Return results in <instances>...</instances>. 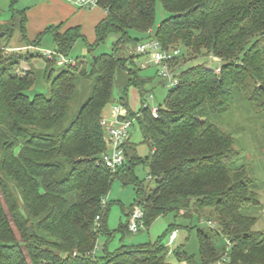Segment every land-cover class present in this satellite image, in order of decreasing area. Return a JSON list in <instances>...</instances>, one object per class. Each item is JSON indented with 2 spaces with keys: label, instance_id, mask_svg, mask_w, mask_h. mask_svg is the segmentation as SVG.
<instances>
[{
  "label": "trees",
  "instance_id": "trees-1",
  "mask_svg": "<svg viewBox=\"0 0 264 264\" xmlns=\"http://www.w3.org/2000/svg\"><path fill=\"white\" fill-rule=\"evenodd\" d=\"M97 2L105 17L95 27L89 51L110 35H118L114 48L94 57L89 72L81 69L79 60L63 65L47 97L26 96L35 76L20 72V67L30 55L5 52L7 32L0 29V264H167L161 242L121 246L114 253L97 256L98 236L106 233L108 211L107 202L104 209L101 202L116 178L135 184L132 207L142 209L143 228L170 214L200 220L209 211L207 220L216 223L211 230L229 243L219 251L211 236L198 230L201 264L224 260L226 264H264V233L253 230L256 219L245 213L260 205L257 186L248 167L237 164L239 154L231 134L217 126L235 99L256 115H264V0ZM157 3L168 16L153 37L163 50L179 51L171 63L178 84L168 90L153 118L143 109L144 97H150L143 91L148 81L138 76L147 66L135 65L137 56L117 52L125 42L133 41L136 48L150 38ZM59 29L47 28L32 43L39 45L44 34L53 36L58 55L45 59L50 72L53 65L58 66L55 58L67 56L82 37L78 27L63 33ZM131 32L144 37L132 40ZM198 57L219 61L220 72L204 63L181 69ZM117 75L127 79L125 94L131 85L140 92L142 108L135 122L150 147L146 163L148 176L155 182L153 189L145 190L131 175L140 160L134 145L128 143L130 135L123 167L113 173L97 164L108 149L99 122L113 105ZM79 82L85 87L82 93L90 92L70 118ZM120 104L128 110V118L136 115L126 101ZM176 227L172 224L171 232ZM118 231H128V222ZM176 255L195 264L178 251Z\"/></svg>",
  "mask_w": 264,
  "mask_h": 264
},
{
  "label": "rangeland",
  "instance_id": "rangeland-1",
  "mask_svg": "<svg viewBox=\"0 0 264 264\" xmlns=\"http://www.w3.org/2000/svg\"><path fill=\"white\" fill-rule=\"evenodd\" d=\"M66 2V0H0V29L2 32H7V38L4 43L8 48L4 49L5 52H18L17 50H21L19 49L21 46L17 48H14V46L26 44L27 42L32 43L46 28L57 25L55 24L59 21L57 9H59L61 3ZM73 7L76 9L75 14L65 18L61 27L64 25L66 28L78 26L82 37L75 40L67 56L63 57L66 60L81 61V69L89 72L93 58L100 54L110 53L119 36L110 35L103 44L90 52L89 48L94 45L95 41V26L103 19V12L99 7L91 10L77 6ZM167 16L168 14L157 3L155 22L151 29L153 33H156L159 24ZM130 37L134 40L141 38L142 35L137 32H131ZM118 48L117 54L119 56H137L135 55V43L133 41L125 42ZM20 52L23 55L28 52L31 56L22 62L20 72H33L35 76L34 84L26 91V96L29 99L36 95L49 96L53 79L63 69L62 66L53 65L51 68L52 72L47 70V62L43 52L56 54L52 35L49 33L44 34L37 48L33 50L24 49ZM36 53L39 56L34 55ZM55 59L56 61L59 60L58 57ZM134 62L139 67L144 64L147 66L145 70L139 71L138 76L141 80L148 81L144 84L143 91H146L152 99L144 97L145 100L147 98V101L143 105L149 109L162 106L169 89L162 85L159 78H156L155 67L149 63L147 57L143 56H137ZM202 63L213 70L219 69L221 66V63L215 59L198 57L185 64L181 69L184 70ZM126 66L130 68L131 65L127 63ZM126 83L127 79L125 77L120 78L117 75L112 103L120 104L124 100L129 109L138 114L142 108L140 92L131 85L127 88L125 94ZM83 87L84 85L79 82L76 88V97L70 103V118L75 116L78 109L89 96L90 91L82 93ZM108 109L109 106L106 108V112ZM217 126L231 134L235 141L233 148L239 154L237 164H244L248 167L249 176L253 178L257 186L260 205L246 210L245 213L256 219L253 230L264 233V115H256L251 111L249 105L244 104L239 99H235L229 112L222 117L221 121L217 122ZM130 142L134 145L136 156L140 160L133 166L131 175L143 185L145 190L153 189L155 182L148 176L146 163L150 156V147L145 142L137 122L133 124V128L130 131ZM136 190L133 183L124 184L118 178L113 181L106 198L108 206L106 233L98 236L97 256L103 257L106 253H114L121 246L154 245L157 242H161L167 250L165 258L167 264H187L183 259L178 258L176 255L177 251L180 254H184L187 258L193 259L195 264H201L198 255V230L209 234L213 244L219 251L226 249L227 239L217 236L207 224L206 216L209 211H205L200 220L196 216L191 220H186L182 217L175 218L173 214H170L159 217L148 228H142L135 234L129 232V230L119 232V227L125 225L129 220V217L125 214L133 208ZM174 223L178 225V227L172 229L177 232V239L172 244H169V236L172 233L170 226Z\"/></svg>",
  "mask_w": 264,
  "mask_h": 264
},
{
  "label": "built area",
  "instance_id": "built-area-1",
  "mask_svg": "<svg viewBox=\"0 0 264 264\" xmlns=\"http://www.w3.org/2000/svg\"><path fill=\"white\" fill-rule=\"evenodd\" d=\"M68 3L73 4L79 8L92 9L98 7L97 0H66ZM149 39L144 40L136 45L135 55L147 57L149 63L153 64L158 69V76L168 89H172L178 84V79L174 76L171 69V63L179 55L178 50H163L159 41L153 37V33L148 32ZM18 51V50H17ZM43 56L52 60L56 54L51 52H43ZM58 66L66 64L74 65L71 60H66L63 56H58ZM146 64L142 65L144 68ZM216 73L220 72V68L215 70ZM152 99V97H148ZM147 101V98H146ZM145 101V102H146ZM143 109L149 110L153 118L158 116V108L149 109L143 105ZM128 110L121 104H113L109 108L107 116L101 118L99 125L104 131L105 140L108 143V149L103 152L97 161V164L111 172L117 171L125 164V151L124 145L129 138L130 131L136 119L140 117V113L134 115L131 119L128 118ZM101 206L104 209L106 206V199L102 200ZM101 215L96 217V225L99 226ZM210 228H215L216 223L207 221ZM143 228V211L140 207H134L128 220L129 232L135 234ZM177 237V232L173 231L169 236V244H172ZM227 243H229L227 241ZM217 264H226V261L218 262Z\"/></svg>",
  "mask_w": 264,
  "mask_h": 264
},
{
  "label": "crops",
  "instance_id": "crops-1",
  "mask_svg": "<svg viewBox=\"0 0 264 264\" xmlns=\"http://www.w3.org/2000/svg\"><path fill=\"white\" fill-rule=\"evenodd\" d=\"M72 4H70V3H68V2H66V3H61L60 4V6H59V9H57V18H58V20L59 21H57L55 24H57V25H55V26H50V27H59L60 29H59V31H60V33H63V32H65L66 30H68V29H71V28H76V27H78V26H75V27H67L66 28V26L64 25L63 27H61L64 23H63V21L65 20V18H67V17H69V16H71V15H73V14H75V12H76V9L73 7V6H71ZM91 10V9H90ZM101 10V9H100ZM102 12H103V15H104V17H105V12L103 11V10H101ZM103 17V18H104ZM102 20V19H101ZM100 20V21H101ZM99 21V22H100ZM59 22V23H58ZM98 22V23H99ZM97 23V24H98ZM97 24H96V26H97ZM95 26V27H96ZM49 28V27H48ZM79 29H80V27H78ZM47 29V28H46ZM153 33V32H152ZM142 37H144L143 36V34H142ZM38 38V37H37ZM36 38V39H37ZM52 38H53V36H52ZM35 39V40H36ZM35 40L32 42V43H34L35 42ZM27 41V40H26ZM53 42H54V38H53ZM32 43H26V44H20V45H18V46H14V48H17V47H19V46H21L19 49H21V50H18V52H20V51H22V50H33V49H35V48H37V46L38 45H32ZM54 44H55V42H54ZM8 47V46H7ZM32 54V53H31ZM74 62V61H73ZM75 63V62H74ZM109 112V111H108ZM108 112L106 113V115L105 116H107L108 115ZM132 112V111H131ZM132 113H134V112H132ZM129 144H132L131 142H130V139H129V142H128ZM133 145V144H132ZM130 212H131V210L130 211H127L126 212V216L128 217V215L130 214ZM176 239H177V237H176Z\"/></svg>",
  "mask_w": 264,
  "mask_h": 264
},
{
  "label": "water",
  "instance_id": "water-1",
  "mask_svg": "<svg viewBox=\"0 0 264 264\" xmlns=\"http://www.w3.org/2000/svg\"><path fill=\"white\" fill-rule=\"evenodd\" d=\"M1 36H2V34H0ZM260 88H262V87H260Z\"/></svg>",
  "mask_w": 264,
  "mask_h": 264
}]
</instances>
